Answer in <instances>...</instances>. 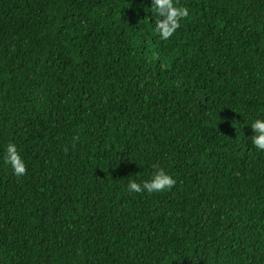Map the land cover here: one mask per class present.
Returning <instances> with one entry per match:
<instances>
[{"label":"trees","instance_id":"obj_1","mask_svg":"<svg viewBox=\"0 0 264 264\" xmlns=\"http://www.w3.org/2000/svg\"><path fill=\"white\" fill-rule=\"evenodd\" d=\"M177 3L0 0V264H264V0Z\"/></svg>","mask_w":264,"mask_h":264},{"label":"clouds","instance_id":"obj_2","mask_svg":"<svg viewBox=\"0 0 264 264\" xmlns=\"http://www.w3.org/2000/svg\"><path fill=\"white\" fill-rule=\"evenodd\" d=\"M155 17L154 31L159 34L161 40H168L181 26V21L189 16V9L179 6L177 0H151L149 7ZM252 129L251 144L259 151L264 152V117L256 118L250 124ZM3 162L9 165L17 177L26 173V163L21 157L16 144L8 143L5 147ZM147 180L132 179L127 183V190L132 193H162L170 190L176 184V179L166 173L158 165Z\"/></svg>","mask_w":264,"mask_h":264}]
</instances>
